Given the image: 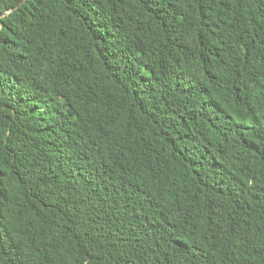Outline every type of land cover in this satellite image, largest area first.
Masks as SVG:
<instances>
[{"label":"trees","instance_id":"obj_1","mask_svg":"<svg viewBox=\"0 0 264 264\" xmlns=\"http://www.w3.org/2000/svg\"><path fill=\"white\" fill-rule=\"evenodd\" d=\"M0 264H264V0H0Z\"/></svg>","mask_w":264,"mask_h":264}]
</instances>
